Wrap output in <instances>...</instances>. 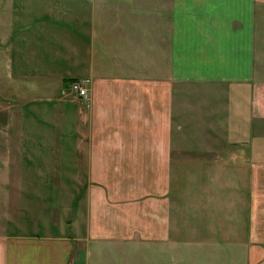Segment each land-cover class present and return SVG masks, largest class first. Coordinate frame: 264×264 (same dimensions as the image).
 Returning <instances> with one entry per match:
<instances>
[{"label":"crops","instance_id":"crops-1","mask_svg":"<svg viewBox=\"0 0 264 264\" xmlns=\"http://www.w3.org/2000/svg\"><path fill=\"white\" fill-rule=\"evenodd\" d=\"M70 3H9L27 21L10 25L0 73V199L20 210L26 192L48 198L75 182L64 200L84 198V239L44 235L24 255L7 218L0 264H85L80 239L85 256L90 239L222 243L224 264L239 253L238 264H264V0H169L156 22L122 2H103L95 17L91 2ZM59 19L69 33L51 24ZM79 77L90 81L85 110L62 95ZM241 188L234 222L230 195Z\"/></svg>","mask_w":264,"mask_h":264},{"label":"rangeland","instance_id":"rangeland-1","mask_svg":"<svg viewBox=\"0 0 264 264\" xmlns=\"http://www.w3.org/2000/svg\"><path fill=\"white\" fill-rule=\"evenodd\" d=\"M19 2H59V4H61L62 2H72L70 4H78L76 2H85L87 6L91 2V9L87 7V10L90 11V16L93 17L96 16L99 10H103V6H101L103 2H122L124 6L122 8L124 10H136L135 12L138 18L139 16H143L142 14H146L148 16L153 15L155 17H153L154 22H156V16H159L158 12H160L161 10H166V7L168 5L167 2H169V0H0V73L3 69H5L4 54L7 52L6 44H8L9 41H7L6 38L12 27H10V25H12V22L14 23V25L19 24L22 19L27 21L25 18H22L25 16L21 17L17 12L9 11V3L14 5L20 4ZM57 8L59 7L56 6L55 9ZM77 8L80 9V7ZM145 8L147 9L144 10ZM24 10H33V7L25 8ZM148 10H152V12L149 13ZM121 14L127 13L122 12ZM30 16L31 13L27 15V17ZM123 20L125 19L123 18ZM67 23L72 24L70 21H67ZM93 23L94 25L96 24L95 19L93 20ZM51 24L60 29H62V27H65L68 33L69 30H71L70 26H67V24L63 23V21L60 22V19L57 22ZM73 26L75 27V24H73ZM258 28L259 27H256V52L254 56L255 66L261 62L260 47L257 48V43H260L259 41H257ZM3 36L5 38H3ZM42 37L45 36L42 35L40 38ZM94 42L95 40L94 38H92V42H89L90 49L93 46L92 44H94ZM62 95L65 96L63 92ZM24 135L22 139V148L24 149L23 156L25 159H31V152H28V147L26 145L29 144L26 140L27 136ZM58 137L59 135L56 134L57 140ZM65 137L70 136L68 134L64 135L62 137L63 140H66ZM28 139H30V137H28ZM4 142L5 141L2 139V135H0V144ZM73 142H75V139H73ZM13 147H15V144L13 145ZM0 148H3V145H0ZM1 153H4V151L0 150V158L4 157V155H1ZM217 153L219 152L217 151ZM217 173H219L218 168ZM29 177H33V175H29ZM32 185H36L34 180L32 182ZM27 186L29 187L30 184ZM63 187L64 189L61 193L57 194L55 191H53L52 193L48 192L47 194H45L51 198H47L46 196L45 198H43L42 196L33 194L32 192H26V194H24V196L27 197L25 201L20 200V206L22 207L20 210H18L16 207V200L6 198L0 199V206H3V208L5 209L3 211V209L0 207V213L3 211V213L0 215V223L6 221L8 218L7 229L8 232H10V241H17L21 246L24 244V246L22 247H25V253L22 248L20 251H18V254L22 255L24 253V255H27V252L32 253V251H35V246H30L29 242H35L37 239H41L39 237H45L44 235L57 234L61 236H70L71 234H74L79 236L81 239H84V198L82 196L79 197V199L75 198L74 203L70 207H67V205H65L66 203H68L70 198L68 200H64L66 199L67 191L72 190L73 187V190L75 192L77 187H79V184L75 182L66 183L64 181ZM240 187H242V185ZM56 195H59L60 198L57 199ZM216 195L219 196L218 193H216ZM245 196L246 188H241L240 193H238V191H233V194L230 195V197H232L233 199V202H235L234 222H238L236 221V219L242 218V215L244 217L245 207L243 203L246 204ZM7 202H9V205L7 204ZM240 213H242V215ZM48 217H53L52 219H50V225L49 223L47 224L45 220ZM217 218H219V215ZM53 219H56V222L54 224H52ZM203 220L204 218H202V221ZM199 224L201 223L199 222ZM15 225H17V227H15ZM81 239L79 241V245L82 247L81 256L86 259L85 264H211L209 263L210 261L212 262V260H209L210 257L216 258L215 262H212V264H224V256H229V249H226L221 242L220 246H200L193 243L190 245H184L182 242L179 244L171 243L166 246V248L162 249L161 247L149 248L143 244L134 245L128 241H123L122 243H113L111 241H97V243L93 244L95 241H91V239L89 241H86L87 245L85 244V256L83 247L84 241ZM11 243L12 242L9 243L10 258L15 255L14 247L11 246ZM70 243L75 244L76 240L73 239L72 241H70ZM91 244L94 247H91ZM225 250L227 251L225 252ZM26 259L28 258L26 257ZM240 259L241 255L239 253V256L234 264H238ZM26 263L27 262H25V260H21V264ZM79 264L81 263L79 262ZM82 264H84V261H82Z\"/></svg>","mask_w":264,"mask_h":264},{"label":"built area","instance_id":"built-area-1","mask_svg":"<svg viewBox=\"0 0 264 264\" xmlns=\"http://www.w3.org/2000/svg\"><path fill=\"white\" fill-rule=\"evenodd\" d=\"M89 82L87 77L73 78L68 81L62 92L65 96L75 99L80 109H86L90 105Z\"/></svg>","mask_w":264,"mask_h":264}]
</instances>
